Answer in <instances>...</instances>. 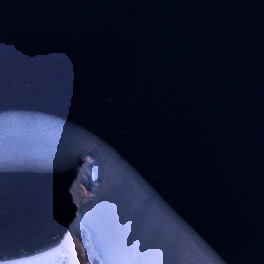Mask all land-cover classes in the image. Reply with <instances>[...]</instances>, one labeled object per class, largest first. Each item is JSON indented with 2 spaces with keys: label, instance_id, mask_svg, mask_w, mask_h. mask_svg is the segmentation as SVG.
<instances>
[{
  "label": "water",
  "instance_id": "water-1",
  "mask_svg": "<svg viewBox=\"0 0 264 264\" xmlns=\"http://www.w3.org/2000/svg\"><path fill=\"white\" fill-rule=\"evenodd\" d=\"M125 214L165 264H264V0H0V260L80 218L118 264Z\"/></svg>",
  "mask_w": 264,
  "mask_h": 264
},
{
  "label": "snow or ice",
  "instance_id": "snow-or-ice-1",
  "mask_svg": "<svg viewBox=\"0 0 264 264\" xmlns=\"http://www.w3.org/2000/svg\"><path fill=\"white\" fill-rule=\"evenodd\" d=\"M122 255L117 257L118 264H165L166 253L154 247V234L145 232L142 221L132 220L126 214L122 221Z\"/></svg>",
  "mask_w": 264,
  "mask_h": 264
},
{
  "label": "rangeland",
  "instance_id": "rangeland-1",
  "mask_svg": "<svg viewBox=\"0 0 264 264\" xmlns=\"http://www.w3.org/2000/svg\"><path fill=\"white\" fill-rule=\"evenodd\" d=\"M92 170L85 166L79 179L76 180L73 187V193L77 200H82L91 192L89 176ZM83 253V257L81 254ZM93 264L86 257L83 247L82 222L71 227L65 240L58 249L39 259L28 261L25 264Z\"/></svg>",
  "mask_w": 264,
  "mask_h": 264
},
{
  "label": "bare ground",
  "instance_id": "bare-ground-1",
  "mask_svg": "<svg viewBox=\"0 0 264 264\" xmlns=\"http://www.w3.org/2000/svg\"><path fill=\"white\" fill-rule=\"evenodd\" d=\"M89 182H90V185H92L94 183V180H93V177L92 175L89 176ZM81 219L80 218H77L71 227H75V225H77L78 223H80ZM82 222V221H81ZM61 245V244H60ZM56 246L50 250H47V251H44V252H41V253H37V254H33V255H30V256H25V257H20V258H14V259H8V260H0V264H25L27 263L28 261H32V260H36V259H39L43 256H46L47 254H51V252L53 253V251H55L56 249L59 248V246ZM81 257H83V253L81 254ZM90 263H92L91 261H89ZM81 263V261H80ZM84 263V262H82ZM81 263V264H82Z\"/></svg>",
  "mask_w": 264,
  "mask_h": 264
}]
</instances>
